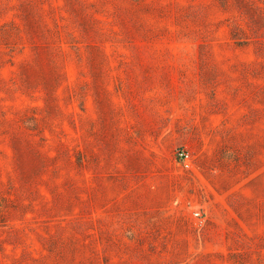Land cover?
Wrapping results in <instances>:
<instances>
[{
  "label": "rangeland",
  "instance_id": "1",
  "mask_svg": "<svg viewBox=\"0 0 264 264\" xmlns=\"http://www.w3.org/2000/svg\"><path fill=\"white\" fill-rule=\"evenodd\" d=\"M0 264H264V0H0Z\"/></svg>",
  "mask_w": 264,
  "mask_h": 264
},
{
  "label": "built area",
  "instance_id": "2",
  "mask_svg": "<svg viewBox=\"0 0 264 264\" xmlns=\"http://www.w3.org/2000/svg\"><path fill=\"white\" fill-rule=\"evenodd\" d=\"M177 156L182 160V162L186 166H189L190 165L191 155H190L189 151L184 150V149L178 150Z\"/></svg>",
  "mask_w": 264,
  "mask_h": 264
}]
</instances>
